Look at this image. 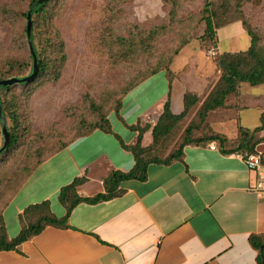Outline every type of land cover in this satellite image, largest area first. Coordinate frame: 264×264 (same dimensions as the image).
Here are the masks:
<instances>
[{"label": "crops", "instance_id": "1", "mask_svg": "<svg viewBox=\"0 0 264 264\" xmlns=\"http://www.w3.org/2000/svg\"><path fill=\"white\" fill-rule=\"evenodd\" d=\"M212 82L205 79L203 91ZM185 90L177 77L169 86L163 72L147 77L123 96L118 114H108L112 131L125 144L133 143L136 132L128 126L137 119L153 125L167 94L171 111L179 113ZM259 96L240 87L239 96L220 107L233 111L235 134L212 130L233 140L239 125L258 126L264 109V103L254 102ZM149 114L154 115L150 121ZM259 135L264 136V123ZM149 141L150 130L142 145ZM256 151L264 160V140ZM133 163L132 154L111 133L94 129L73 139L41 161L11 197L3 210L8 237L18 234V216L26 206L47 200L50 211L62 217V186L82 178L76 191L90 197L105 192L103 181L111 171H128ZM255 179L238 153H222L214 142L187 144L180 158L149 163L144 180L121 181V194L78 203L67 226L46 225L16 250H1L0 264H256L258 251L249 237L264 241V192L251 190Z\"/></svg>", "mask_w": 264, "mask_h": 264}, {"label": "rangeland", "instance_id": "2", "mask_svg": "<svg viewBox=\"0 0 264 264\" xmlns=\"http://www.w3.org/2000/svg\"><path fill=\"white\" fill-rule=\"evenodd\" d=\"M29 2L0 0V77L31 72L25 34ZM206 11L220 25L212 40L204 35ZM38 17L32 13L34 47L41 51L42 39L56 35L62 46L54 44L46 56L47 68L34 81L0 89L5 125L16 135L15 144L0 154V209L27 170L82 126L91 125L95 119L92 105L114 106L122 90L151 68L168 63L174 71L170 73L185 89L202 92L200 101L153 150L165 157L176 147L184 128L197 120L196 112L207 93L203 91L205 79L218 77L219 72L214 75L216 57L246 52L249 29L258 38L256 47L264 59V0H49ZM241 90L261 93L254 102L264 103V84L242 83ZM246 99L253 102L250 95ZM6 106L18 114L13 128ZM232 113L230 107L213 109L210 127L233 136ZM1 128L0 121V146Z\"/></svg>", "mask_w": 264, "mask_h": 264}, {"label": "trees", "instance_id": "3", "mask_svg": "<svg viewBox=\"0 0 264 264\" xmlns=\"http://www.w3.org/2000/svg\"><path fill=\"white\" fill-rule=\"evenodd\" d=\"M36 1L37 0H30L29 10H31L32 13L36 12V14L39 16L38 19H41V11L46 3L49 2V0L41 5L34 6ZM206 12V15L203 17L205 23L204 35L212 40L215 30L218 29L220 25L214 21L212 12ZM247 33L251 36V39L250 46L246 52H227L220 54L214 59V73L219 72L218 77L212 82L199 105L198 111L196 112L197 120L195 122H190L184 128L183 135L176 147L169 151L165 157L158 156L155 151L153 152V150L156 149L158 145H162V142H164V139L170 134L171 130L188 114L190 109L200 101V95L202 92L199 93L196 90L186 89L182 98L183 108L179 113H173L171 111L170 98L169 94H167L166 99L161 105V111L158 115V118L153 125L149 124L148 122L142 123L140 119H137L134 124L128 126L130 130L136 132L134 142L128 145L122 141L119 135L112 131L111 124L107 116L111 111L118 114L123 96L130 89L159 70H165L166 78L170 86L176 75L173 76L170 73H174V71H172L170 67L168 68V63H166V65L159 64L155 68H151L148 73L143 74L135 82L129 84L122 90L120 97L114 101V106L104 109L102 105H92L95 119L92 121L91 125L87 126L86 124L85 126H82L74 137H72L66 143H63L54 152L68 144L73 139L79 136L87 135L94 129H99L103 132L113 134L119 141L121 147L128 150L132 154L134 161L132 168L128 171H111L108 177L103 181L105 192H99L90 197L78 195L76 186L81 183L82 178H74L70 183L62 186L58 193V200L65 208V214L62 217H57L50 211L49 201L47 200L30 204L26 206L18 216L20 223V230L18 234L13 238H9L3 219L4 208L7 206L11 197L19 189L32 170L39 163H41V161L54 152L45 156L41 160H38L35 165L32 166V168L27 170L24 175H22L21 182L16 185V189L0 209V251L16 250L23 241L39 233L46 225L58 227L67 226L69 214L78 203L86 202L93 204L99 201L111 199L121 194L123 190L117 187L121 181L129 179L144 180L146 178V170L149 163L166 164L174 159H178L183 154V148L187 144L199 145L206 142H214L220 151L225 154L233 152L240 154L245 152L258 153L256 151V147L261 141L264 140V136L259 135V132L263 129L264 109L260 113V124L253 129L238 127L237 135L233 140H229L224 134L213 131L207 120L208 114L211 110L225 107V102L229 100L230 97L239 96V88L241 87L242 83H248L252 86L264 84V59L258 54L256 47L258 38L249 29H247ZM55 34H57V31H55ZM39 38H43V34H41ZM42 42H44V44L41 47V51H39L33 45V36L31 33V43L37 54L38 64V71L33 81L47 68L48 63L46 61V56L52 51L54 44L59 43V45L62 46V41L58 39L57 35L54 38L51 36L44 37ZM212 45H214V43H212ZM5 78L9 77H0V80ZM8 87L9 86L0 87V89H7ZM1 105L3 114V108L5 107L2 99ZM6 108H8V106H6ZM7 115L12 123V128L15 127L18 123L17 112L11 108H8ZM148 130H150V141L147 145H142L143 135ZM205 130H207V134L204 133ZM8 131L9 144L6 149L12 147L16 142L15 133L9 129ZM199 131L200 133H198ZM261 162L264 164V160H262V158ZM249 242L258 251L256 264H264V241L257 235H251L249 237Z\"/></svg>", "mask_w": 264, "mask_h": 264}, {"label": "water", "instance_id": "4", "mask_svg": "<svg viewBox=\"0 0 264 264\" xmlns=\"http://www.w3.org/2000/svg\"><path fill=\"white\" fill-rule=\"evenodd\" d=\"M48 0H37L34 3V6L41 5ZM25 33H26V39L29 46V53L32 59V66H31V72L23 77H9L5 79L0 80V87H6L10 86L12 84H23L28 83L34 79V77L37 74L38 71V64H37V54L35 52V49L31 43V33H32V12L31 10H28L26 13V25H25ZM0 121L2 122V128L1 132L3 135V143L0 146V154L7 148L9 144V131L5 125V119L2 114V105H1V98H0Z\"/></svg>", "mask_w": 264, "mask_h": 264}, {"label": "built area", "instance_id": "5", "mask_svg": "<svg viewBox=\"0 0 264 264\" xmlns=\"http://www.w3.org/2000/svg\"><path fill=\"white\" fill-rule=\"evenodd\" d=\"M215 146L212 145L211 148ZM246 167L256 174L254 184L251 186V190L261 193L264 192V164L261 162V156L259 153H238Z\"/></svg>", "mask_w": 264, "mask_h": 264}]
</instances>
